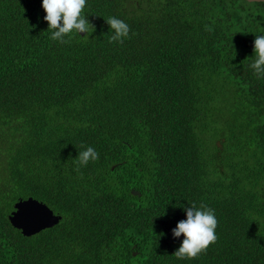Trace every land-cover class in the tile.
Instances as JSON below:
<instances>
[{
	"label": "trees",
	"instance_id": "1",
	"mask_svg": "<svg viewBox=\"0 0 264 264\" xmlns=\"http://www.w3.org/2000/svg\"><path fill=\"white\" fill-rule=\"evenodd\" d=\"M41 4L0 0V264H264V2L87 0L68 44ZM28 197L59 221L24 237L7 218ZM192 204L218 240L178 259Z\"/></svg>",
	"mask_w": 264,
	"mask_h": 264
},
{
	"label": "clouds",
	"instance_id": "2",
	"mask_svg": "<svg viewBox=\"0 0 264 264\" xmlns=\"http://www.w3.org/2000/svg\"><path fill=\"white\" fill-rule=\"evenodd\" d=\"M86 5L87 0H42L41 6L46 13L43 19L48 23L47 30L51 31L50 38L68 44L73 36L84 33L82 39H88V35L94 31V26L83 15ZM106 23L113 30L110 43L123 44L124 40L129 38L130 26L124 20L109 17ZM253 53L256 59L251 67L257 78H260L264 76V35L256 36ZM98 159V152L92 147H87L79 153L78 164L86 166L90 161ZM185 212L186 219L179 221L172 230L173 237L178 238L181 234L184 236L180 247L172 255L178 259H197L207 252L210 245L217 242L215 230L218 227V220L215 210L204 204L199 208L192 204Z\"/></svg>",
	"mask_w": 264,
	"mask_h": 264
},
{
	"label": "water",
	"instance_id": "3",
	"mask_svg": "<svg viewBox=\"0 0 264 264\" xmlns=\"http://www.w3.org/2000/svg\"><path fill=\"white\" fill-rule=\"evenodd\" d=\"M246 1L264 2V0ZM80 34L84 35V33ZM217 145L219 146L218 143ZM131 194L140 196L137 191H131ZM7 219L11 227L20 231L24 237L36 235L45 229L53 227L59 221V217L54 215L52 210L32 197L18 199L14 203L13 210L9 213Z\"/></svg>",
	"mask_w": 264,
	"mask_h": 264
},
{
	"label": "rangeland",
	"instance_id": "4",
	"mask_svg": "<svg viewBox=\"0 0 264 264\" xmlns=\"http://www.w3.org/2000/svg\"><path fill=\"white\" fill-rule=\"evenodd\" d=\"M218 144H219V147H221V143H220V142H218Z\"/></svg>",
	"mask_w": 264,
	"mask_h": 264
}]
</instances>
